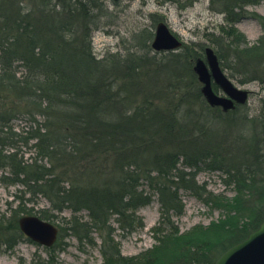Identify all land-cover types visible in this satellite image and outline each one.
I'll return each instance as SVG.
<instances>
[{"label": "trees", "instance_id": "1", "mask_svg": "<svg viewBox=\"0 0 264 264\" xmlns=\"http://www.w3.org/2000/svg\"><path fill=\"white\" fill-rule=\"evenodd\" d=\"M252 1L225 4L223 11L234 23V9ZM102 6L97 0H0V158L17 161V167H0L24 187L17 194L18 211L31 213L24 203L42 196L57 211H86V222L73 216L72 223H82L85 234L76 232L78 238L95 243L91 235L96 233L102 239L98 264H215L264 221V111L251 117L217 112L198 86L193 91L182 84L187 72L197 77L186 66L185 54L154 51L152 36L129 54L97 56L92 39ZM254 15L264 26V17ZM223 33L214 40L221 44L216 52L223 69L250 80L257 70L248 62L264 61V38L246 50L234 47L245 41L235 28ZM154 77L164 85L155 84ZM168 142L169 148L159 145ZM28 150L34 157L25 159ZM107 151L125 165L114 182L104 173L92 174L94 162ZM200 169L220 170L235 193H214L198 183ZM141 178L160 202L157 244L145 254L124 256L111 219L116 215L123 230L143 227L137 210L151 195L136 189ZM179 189L192 191L222 216L181 232L172 220L183 213ZM48 217L44 211L41 218ZM0 223L19 234L1 244L12 247L24 237L18 221Z\"/></svg>", "mask_w": 264, "mask_h": 264}, {"label": "rangeland", "instance_id": "2", "mask_svg": "<svg viewBox=\"0 0 264 264\" xmlns=\"http://www.w3.org/2000/svg\"><path fill=\"white\" fill-rule=\"evenodd\" d=\"M97 1L101 2L103 6L99 12L101 17L98 21V27L94 30L92 49L99 57H104L109 53L129 54L139 47H144L143 44L142 46L140 45V42H144V39L150 38V36H152L149 39L151 44L156 25L160 21L166 22L172 32L183 41V47L175 52H183L185 54L183 56H185L186 66L192 71H194L193 64L195 59L200 55L191 58L189 53L195 50L200 51L203 57L206 47H212L216 52L220 43H215L214 40L217 36L224 34L223 30H228L231 27L235 28L239 35L245 37V41L237 42L234 47L245 48L246 50L258 45L264 38V26L254 15L257 14L264 17V0H253L251 3L243 5L241 10L238 7L235 8L234 12L237 14L234 23L229 20L233 16L228 17L223 8L226 6L225 4L234 6L237 0ZM163 55L169 54L163 53ZM161 56L159 55L158 57L161 58ZM253 59H249L248 65L249 68L255 66L257 73L253 72L250 80L242 81L239 77L233 78L228 70L223 69L235 85L250 91L248 102L244 104L236 103L235 108L225 111L222 107L211 106L201 92L204 101L212 108H217V112L219 111L225 115L234 117L260 115L264 111V83L262 82L264 78V61L257 62L258 59H263L262 57ZM162 80L154 77V83L157 85L163 86L165 82ZM182 84L188 90L193 91H196L198 86L201 91L202 85L198 77H196L195 81L188 72L185 73ZM214 89L218 93L224 94L216 83L214 84ZM17 112L23 111L17 110ZM21 114L23 115V113ZM17 123L24 124V120H18ZM242 128L244 129L241 126ZM65 140H67V137ZM159 145L162 148H169L171 143ZM263 152L264 146L260 150L261 154ZM4 153H9V151L4 150ZM33 153L34 151L28 150L24 151L23 155L25 159H30L34 157ZM104 154L100 155L99 160L94 162L93 176H101L104 173L105 176H109V182L121 179V174L125 168V165L122 164L123 158L121 161H116L118 155L115 153L110 154V151H107ZM140 160L143 161V159ZM142 161L140 164H142ZM13 163H17V161L9 158L5 159L4 157L0 158L1 166H9L11 164V166L17 167ZM180 164L181 162H179V168L183 169V165ZM10 176L8 169L0 167V221L6 222L5 226L10 223L13 224L15 221L19 222L22 216L28 215L26 212L18 211L19 201L17 194H21L20 190L24 187L11 181L9 179ZM196 181L201 184L204 183L214 193H224L230 196L235 193L233 185L228 184L229 177L222 175L220 170L200 169L196 171ZM136 189L151 195L150 201L137 210V215L142 218L143 227H130L123 230L116 221V215H113L111 219V226L114 230L113 236L120 253L130 257L145 254L155 247L157 244L155 228L159 226V220L161 219L158 194L142 178L137 182ZM179 195L184 205L183 213L180 216H172V220L181 232H188L196 226L209 224L222 216L220 209L204 203L192 191L179 189ZM25 198L27 200L29 195L27 194ZM23 208L31 211L30 215H38L40 217H43L44 211L48 212V221L54 223L59 230L62 229L60 231L61 236H59L57 244L52 247L35 243L26 236L18 238L15 245L9 247L6 244H1L2 240H5L8 236L17 237L19 234L15 235V230L0 226V264H49L51 257L52 262L50 264H98L103 261V255L100 250L101 240L97 238L96 234L91 235L95 243L90 242L88 238H78L75 235L76 232H79L80 235L84 236L85 232L80 227L82 223H77V227L74 226L72 217L75 216L81 222H86L88 220L86 211L74 212L69 209L63 212L57 211L52 208V203L43 196L39 199L36 198L35 202L26 201ZM10 214H13V217L8 221L7 218ZM3 215H5V218H3ZM128 222L127 219L124 220L123 225L127 226Z\"/></svg>", "mask_w": 264, "mask_h": 264}, {"label": "water", "instance_id": "3", "mask_svg": "<svg viewBox=\"0 0 264 264\" xmlns=\"http://www.w3.org/2000/svg\"><path fill=\"white\" fill-rule=\"evenodd\" d=\"M182 46V41L171 31L166 22L156 26L152 41L153 49L174 50ZM201 83V92L211 106L223 110L235 108L237 104L248 101L250 91L242 89L224 72L219 58L212 47L205 48V56L197 57L193 66ZM217 84L224 94L214 89ZM21 231L32 240L46 246H52L58 239V227L37 215H24L19 220ZM215 264H264V221L241 242L223 252Z\"/></svg>", "mask_w": 264, "mask_h": 264}, {"label": "bare ground", "instance_id": "4", "mask_svg": "<svg viewBox=\"0 0 264 264\" xmlns=\"http://www.w3.org/2000/svg\"><path fill=\"white\" fill-rule=\"evenodd\" d=\"M96 234V233H95ZM97 235V234H96ZM97 238H99V240H101L102 241V239L100 238V236H97Z\"/></svg>", "mask_w": 264, "mask_h": 264}, {"label": "flooded vegetation", "instance_id": "5", "mask_svg": "<svg viewBox=\"0 0 264 264\" xmlns=\"http://www.w3.org/2000/svg\"><path fill=\"white\" fill-rule=\"evenodd\" d=\"M257 19V18H256Z\"/></svg>", "mask_w": 264, "mask_h": 264}]
</instances>
